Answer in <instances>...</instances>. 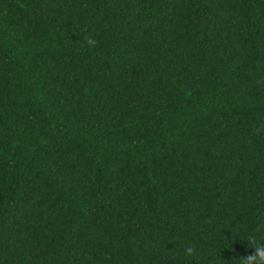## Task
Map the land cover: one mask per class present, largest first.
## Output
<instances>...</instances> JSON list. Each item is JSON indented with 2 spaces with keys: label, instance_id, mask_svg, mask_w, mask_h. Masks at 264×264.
Here are the masks:
<instances>
[{
  "label": "trees",
  "instance_id": "16d2710c",
  "mask_svg": "<svg viewBox=\"0 0 264 264\" xmlns=\"http://www.w3.org/2000/svg\"><path fill=\"white\" fill-rule=\"evenodd\" d=\"M255 243L264 0H0V264H243Z\"/></svg>",
  "mask_w": 264,
  "mask_h": 264
},
{
  "label": "clouds",
  "instance_id": "9594fccd",
  "mask_svg": "<svg viewBox=\"0 0 264 264\" xmlns=\"http://www.w3.org/2000/svg\"><path fill=\"white\" fill-rule=\"evenodd\" d=\"M253 248L255 249V254L243 259V264H250V262H255V264H264V246L255 243Z\"/></svg>",
  "mask_w": 264,
  "mask_h": 264
}]
</instances>
